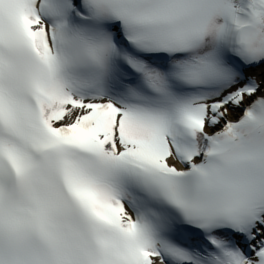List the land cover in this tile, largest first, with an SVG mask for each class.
<instances>
[{
	"label": "snow or ice",
	"instance_id": "obj_1",
	"mask_svg": "<svg viewBox=\"0 0 264 264\" xmlns=\"http://www.w3.org/2000/svg\"><path fill=\"white\" fill-rule=\"evenodd\" d=\"M0 264H264V0H0Z\"/></svg>",
	"mask_w": 264,
	"mask_h": 264
}]
</instances>
